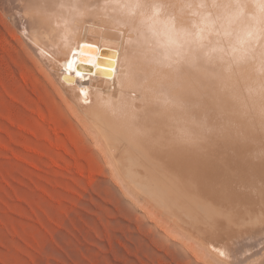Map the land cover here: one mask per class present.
Segmentation results:
<instances>
[{"label":"bare ground","instance_id":"6f19581e","mask_svg":"<svg viewBox=\"0 0 264 264\" xmlns=\"http://www.w3.org/2000/svg\"><path fill=\"white\" fill-rule=\"evenodd\" d=\"M6 1L161 230L238 263L264 236V0Z\"/></svg>","mask_w":264,"mask_h":264},{"label":"rangeland","instance_id":"374dc122","mask_svg":"<svg viewBox=\"0 0 264 264\" xmlns=\"http://www.w3.org/2000/svg\"><path fill=\"white\" fill-rule=\"evenodd\" d=\"M4 1L0 264H264L260 234L233 243L242 247L238 263L180 251L187 238L162 231L164 221L124 187L63 89L35 62Z\"/></svg>","mask_w":264,"mask_h":264},{"label":"snow or ice","instance_id":"6c2138e0","mask_svg":"<svg viewBox=\"0 0 264 264\" xmlns=\"http://www.w3.org/2000/svg\"><path fill=\"white\" fill-rule=\"evenodd\" d=\"M71 67V65H69Z\"/></svg>","mask_w":264,"mask_h":264}]
</instances>
